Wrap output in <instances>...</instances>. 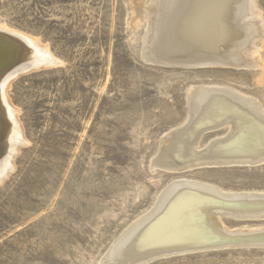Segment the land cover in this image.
Here are the masks:
<instances>
[{
    "label": "rangeland",
    "instance_id": "1",
    "mask_svg": "<svg viewBox=\"0 0 264 264\" xmlns=\"http://www.w3.org/2000/svg\"><path fill=\"white\" fill-rule=\"evenodd\" d=\"M255 5L264 31V0ZM135 14L130 0H0V26L56 60L19 73L8 89L24 139L0 181V264H107L117 237L176 178L264 192V164L151 168L160 138L185 120L193 84H223L264 110V32L242 57L250 67H165L143 59L146 22L135 24ZM226 129L205 133L197 147ZM218 217L229 230L264 226V218ZM143 264H264V246Z\"/></svg>",
    "mask_w": 264,
    "mask_h": 264
},
{
    "label": "bare ground",
    "instance_id": "2",
    "mask_svg": "<svg viewBox=\"0 0 264 264\" xmlns=\"http://www.w3.org/2000/svg\"><path fill=\"white\" fill-rule=\"evenodd\" d=\"M130 3L136 12L135 24L146 22L141 52L147 62L250 67L251 60L243 59L244 53L251 50L252 42L264 32L253 16L257 11L255 0H130ZM47 49L32 37L0 26V181L13 168L17 146L24 139L18 109L12 105L8 89L19 73L33 66L40 68L41 64H56ZM198 85L193 84L186 93L185 120L161 135L151 168L185 171L198 166L247 164L264 157L261 104L223 84ZM220 127H227L224 135L197 147L202 135ZM219 188L187 177L170 181L144 217H137L105 251L104 263L119 264L174 251H191L212 241L264 242V226L229 230L218 220L220 214L263 218L264 192H227Z\"/></svg>",
    "mask_w": 264,
    "mask_h": 264
},
{
    "label": "water",
    "instance_id": "3",
    "mask_svg": "<svg viewBox=\"0 0 264 264\" xmlns=\"http://www.w3.org/2000/svg\"><path fill=\"white\" fill-rule=\"evenodd\" d=\"M210 10V9H208ZM209 14V13H208ZM152 64H156V65H160V66H165V67H180V68H194V67H202V66H233L230 64H193V63H162V62H151ZM236 67V66H234ZM243 68H247V67H243ZM212 131V130H211ZM209 132V131H208ZM264 164V157L257 159V160H253L251 163H247V164H240V163H231V165H250V166H256V165H262ZM143 216V215H142ZM142 216L140 218H142ZM144 217V216H143ZM138 218V219H140ZM250 218H262L259 217L258 215H253ZM264 218V217H263ZM198 246V245H197ZM241 246H264V242H259L256 240H245V239H241V240H237L233 243H221V242H209V243H205L203 245H199L196 248L191 249V251L189 250H180V251H174L171 253H167V254H162V255H158V256H152V257H148L145 258L143 260H135L132 262H123L120 264H143L145 262H148L150 260L156 259L158 257H162V256H168V255H173V254H179V253H184V252H192V251H201V250H209V249H220V248H228V247H241Z\"/></svg>",
    "mask_w": 264,
    "mask_h": 264
}]
</instances>
